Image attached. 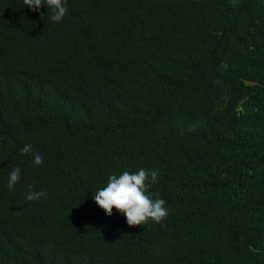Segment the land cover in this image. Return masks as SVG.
<instances>
[{"label":"trees","instance_id":"obj_1","mask_svg":"<svg viewBox=\"0 0 264 264\" xmlns=\"http://www.w3.org/2000/svg\"><path fill=\"white\" fill-rule=\"evenodd\" d=\"M67 9L0 0V264H264V0ZM141 167L169 215L129 227L93 194Z\"/></svg>","mask_w":264,"mask_h":264},{"label":"clouds","instance_id":"obj_2","mask_svg":"<svg viewBox=\"0 0 264 264\" xmlns=\"http://www.w3.org/2000/svg\"><path fill=\"white\" fill-rule=\"evenodd\" d=\"M23 3L33 12L39 11L40 7L46 4L51 11L50 19L53 22L62 21L68 11L67 0H23ZM32 149L31 144H26L21 149V153H31L33 165L41 166L43 156L34 153ZM158 176V169L149 172L142 167L135 172L125 170L119 175L112 174L108 177L106 186L95 191L93 194L94 201L107 216L113 214V209L121 213L126 218L129 227L146 224L149 220L161 223L169 215V209L165 206V200L159 198V194H156V198H153L149 192L151 184L157 182ZM19 180L20 168H11L7 184L8 189L11 190ZM27 187L28 191L25 198L28 201H34L47 195L43 191H33V185Z\"/></svg>","mask_w":264,"mask_h":264}]
</instances>
